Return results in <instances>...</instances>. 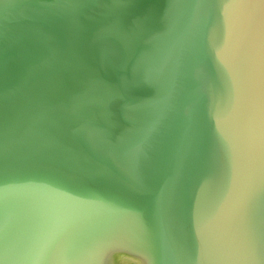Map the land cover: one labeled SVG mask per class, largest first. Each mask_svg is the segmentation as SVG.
<instances>
[{
  "label": "water",
  "instance_id": "95a60500",
  "mask_svg": "<svg viewBox=\"0 0 264 264\" xmlns=\"http://www.w3.org/2000/svg\"><path fill=\"white\" fill-rule=\"evenodd\" d=\"M232 0H0V198L12 254L44 264H198L254 196L264 9ZM233 148L230 190L224 143Z\"/></svg>",
  "mask_w": 264,
  "mask_h": 264
},
{
  "label": "clouds",
  "instance_id": "9594fccd",
  "mask_svg": "<svg viewBox=\"0 0 264 264\" xmlns=\"http://www.w3.org/2000/svg\"><path fill=\"white\" fill-rule=\"evenodd\" d=\"M222 184L230 190L232 172L234 170V155L232 145L225 141ZM264 193V118L259 111L255 125V155L252 172V192L254 196ZM257 241L249 244L238 237L227 247L220 248L215 254L208 256L201 247L198 264H260L256 254ZM0 264H44L43 259L31 249L19 251L16 254L5 251Z\"/></svg>",
  "mask_w": 264,
  "mask_h": 264
},
{
  "label": "snow or ice",
  "instance_id": "6c2138e0",
  "mask_svg": "<svg viewBox=\"0 0 264 264\" xmlns=\"http://www.w3.org/2000/svg\"><path fill=\"white\" fill-rule=\"evenodd\" d=\"M234 8H244L249 11L242 18V23L247 27V29L255 33L261 20H258L256 9H264V0H232L229 4L225 6V16L229 19L232 18ZM11 228V222L8 218V209L5 201L0 198V258H3L5 251L10 252L7 244V235ZM205 255H213L211 250L205 246L203 249Z\"/></svg>",
  "mask_w": 264,
  "mask_h": 264
}]
</instances>
